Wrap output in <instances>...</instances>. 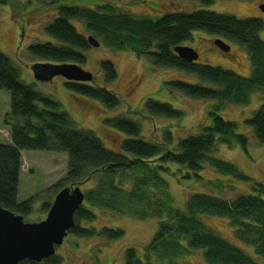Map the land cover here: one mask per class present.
<instances>
[{"label":"trees","instance_id":"16d2710c","mask_svg":"<svg viewBox=\"0 0 264 264\" xmlns=\"http://www.w3.org/2000/svg\"><path fill=\"white\" fill-rule=\"evenodd\" d=\"M7 1L0 0V6L6 5ZM192 1L203 5L214 2ZM58 3L57 15L44 28L49 40L28 48L30 55L42 61L33 65L74 64L80 67L85 64L84 53L90 46L88 36L85 38L79 34L70 23V20L82 21L89 31L102 36L105 43L115 50L144 57L154 68H173L196 75L202 82L214 86L176 80L165 83L170 91L184 97L213 101L214 105L208 113L210 123L201 126L197 135L180 139L176 147L171 148L172 135L167 130L161 143H149L140 138L139 125L125 116L104 118L103 126L114 130L120 137L115 149H107L91 130L75 128L68 114L61 111L55 101L23 84L14 62L0 52V90L10 94V108L5 116L10 142L0 144V206L22 217L33 210V198L22 202L17 199L23 150L64 153L67 156L66 176L51 189L75 188L80 181L87 183L92 176H98L97 183L87 189L84 202L75 211V225L68 235L98 236L107 241L120 239L123 235L121 230L102 228L98 232L93 227L81 225L82 221H94L95 213L89 207H98L137 215L141 219L154 217L160 220L154 236L145 246L144 256L138 257L135 249L128 248L124 253L125 264H153L151 257L158 264H182L181 260L194 250H202L205 264H259L216 235L202 218L227 220L234 227L235 237L240 242L253 246L256 255L264 256V185L254 184L250 193L236 195L232 200L195 193L188 197L185 210L179 211L172 206L162 174H167L168 165H174L177 170L184 171L186 179L194 177L201 180L199 174L203 165L209 164L223 175L247 182L248 178L230 163L211 154L217 143L226 146L239 144L244 148L247 145L245 135L237 132V125L221 118L218 112L226 104H246L254 91H262L264 96V41L260 39L262 21L254 17L238 19L205 10L165 13L153 20L130 15L111 3L96 2L94 8ZM194 32L245 48L253 66L250 75L241 77L231 70L189 63L179 58L173 49L191 40ZM99 66L104 82H114L117 73L112 62L102 60ZM37 71L45 70L38 68ZM64 86L73 95L96 102L104 109L120 105L114 92L92 80H64ZM143 111L152 117L182 118V113L171 105L151 98L143 102ZM244 123L251 128L255 140L264 145V101ZM127 175H131L132 179L126 178ZM123 177L128 186L123 187L120 183ZM152 197H155V203L150 202ZM50 205L45 203L42 207L48 212ZM139 206L145 207L146 211L137 209ZM59 262L60 259L54 255L41 263L24 260L18 264Z\"/></svg>","mask_w":264,"mask_h":264},{"label":"rangeland","instance_id":"374dc122","mask_svg":"<svg viewBox=\"0 0 264 264\" xmlns=\"http://www.w3.org/2000/svg\"><path fill=\"white\" fill-rule=\"evenodd\" d=\"M58 1L62 5H89L93 8L96 2L111 3L118 10L130 15L153 20L165 13H190L196 10L228 14L238 19L254 17L263 23L260 39L264 41V12L259 9V6L264 4V0H214L210 5L192 0H8L6 5L0 6V52L14 62L23 84L55 101L60 110L68 114L75 128L91 130L102 141L104 147L110 150L117 147L120 137L114 130L105 128L102 119L119 115L138 124L140 138L149 143H161L166 130L172 135L171 148H175L180 139L197 135L201 126L209 125L208 113L214 102L184 97L170 91L165 83L176 80L199 86H214L202 82L196 75L173 68H154L144 57H136L129 51L115 50L105 43L102 36L93 34L86 28L84 22L77 20H70L76 31L85 38L93 36L99 42L98 47L89 46L84 53L86 63L80 68L89 72L91 80L97 85L114 92L120 100L119 107L104 109L96 102L73 95L65 88L64 79L61 77H54L48 82L36 80L31 65L42 61L30 55L28 48L33 44L49 40L44 28L57 15ZM215 39L208 34L194 32L192 39L181 46L195 50L198 54V60L195 62L197 64L231 70L241 77H248L253 66L245 48L226 42L230 47L231 56H225L213 45L212 41ZM102 60L112 62L115 67L117 77L112 83L104 82L99 66ZM261 94L262 91H254L246 104H226L218 112L221 118L237 125V132L245 135L247 139L246 147L239 144L226 146L217 143L211 154L214 158L230 163L237 172L248 178L247 182L223 175L209 164L203 165L199 174L201 180L194 177L186 179L183 170L181 172L176 166L168 165V172L162 174V177L167 182V193L174 208L184 211L188 197L195 193L232 200L236 195L250 193L254 184L264 185V145H260L255 140L251 128L244 123L264 101V96ZM146 98L171 105L182 113L181 120L147 115L143 111V102ZM9 108V92L0 90V144L10 142L9 128L5 125V116ZM21 158L17 199L19 202L34 199L33 210L28 216H23V221L39 222L47 215L42 207L43 204H51L58 192L51 187L66 176L67 156L64 153L23 150ZM127 176L126 178L132 179L131 175ZM91 178L87 183L79 182L78 187L83 194L98 181L97 175ZM120 181L123 187L128 186L124 177ZM218 185L223 187L219 188ZM153 191L157 190L153 188ZM155 201V197L150 200L151 203ZM89 208L95 213V219L90 223L82 221V226L93 227L98 232L102 228L118 229L122 231V237L107 241L98 236L68 235L62 245L55 250V256L60 259L58 264H125L124 253L128 248L135 249L138 257L144 256L145 246L151 241L159 226L158 218L141 219L137 215L98 207ZM137 209L146 211L142 206ZM202 221L220 238L241 249L257 263L264 264V256L256 255L253 246L240 242L235 237L234 227L230 226L227 220L203 217ZM153 259L151 257L150 261L158 264ZM181 263L205 264L202 250H194L192 254L184 257Z\"/></svg>","mask_w":264,"mask_h":264},{"label":"water","instance_id":"95a60500","mask_svg":"<svg viewBox=\"0 0 264 264\" xmlns=\"http://www.w3.org/2000/svg\"><path fill=\"white\" fill-rule=\"evenodd\" d=\"M264 12V4L259 6ZM92 47L99 43L92 37H87ZM220 51H229V45L220 38L212 41ZM174 53L182 60L193 63L198 60V54L192 48L177 46ZM38 68L44 72L37 71ZM31 71L38 81L48 82L54 77H61L68 82H89L91 74L74 64L33 65ZM84 194L79 187H65L54 197L46 218L39 222L27 223L23 217L0 206V264H18L24 260L40 263L55 255L56 247L62 245L68 231L74 223V213L82 205Z\"/></svg>","mask_w":264,"mask_h":264},{"label":"flooded vegetation","instance_id":"af4514ba","mask_svg":"<svg viewBox=\"0 0 264 264\" xmlns=\"http://www.w3.org/2000/svg\"><path fill=\"white\" fill-rule=\"evenodd\" d=\"M220 52H221L222 55H225V56H231V55H230V50H229L228 52H226V53H224V52H222V51H220Z\"/></svg>","mask_w":264,"mask_h":264}]
</instances>
